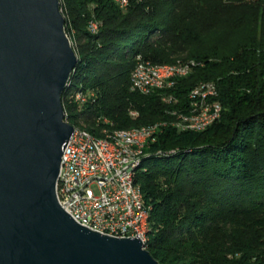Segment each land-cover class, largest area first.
Wrapping results in <instances>:
<instances>
[{"label":"trees","instance_id":"obj_1","mask_svg":"<svg viewBox=\"0 0 264 264\" xmlns=\"http://www.w3.org/2000/svg\"><path fill=\"white\" fill-rule=\"evenodd\" d=\"M59 1L78 56L61 97L72 126L103 137V127L170 121L196 84L216 85V120L200 131L167 124L141 150L133 181L149 207L150 255L159 264H264V0ZM137 55L198 64L141 94L129 81ZM76 91L93 100L78 104Z\"/></svg>","mask_w":264,"mask_h":264},{"label":"water","instance_id":"obj_2","mask_svg":"<svg viewBox=\"0 0 264 264\" xmlns=\"http://www.w3.org/2000/svg\"><path fill=\"white\" fill-rule=\"evenodd\" d=\"M77 62L59 0H0V264H159L140 239L81 225L57 200Z\"/></svg>","mask_w":264,"mask_h":264},{"label":"built area","instance_id":"obj_3","mask_svg":"<svg viewBox=\"0 0 264 264\" xmlns=\"http://www.w3.org/2000/svg\"><path fill=\"white\" fill-rule=\"evenodd\" d=\"M215 115L216 111L208 120ZM130 165L113 151L71 134L61 153L59 204L74 220H81V225L108 235L139 239L143 204L129 189Z\"/></svg>","mask_w":264,"mask_h":264},{"label":"bare ground","instance_id":"obj_4","mask_svg":"<svg viewBox=\"0 0 264 264\" xmlns=\"http://www.w3.org/2000/svg\"><path fill=\"white\" fill-rule=\"evenodd\" d=\"M114 1L120 8H124L127 4V0ZM95 29V24L91 23L90 30L94 32ZM197 64L198 62L193 59L158 64L152 63L149 60L143 59L140 55H137L129 75L130 88L141 94H149L154 91L170 88L174 85L176 79L184 77L190 72V70L187 71L189 67H194ZM144 82H148L147 87L134 86L143 85ZM92 96L93 94L91 92L82 93L81 91H76L73 94L74 100L79 101V103L84 102L87 98H91ZM161 97L165 102L170 100L174 102L171 95L163 94ZM91 100L93 99L91 98ZM192 101L193 103H188ZM202 103L205 104L202 105ZM215 111V118L208 120L210 114H213ZM220 111L221 105L217 99L216 85L211 81H206L196 84L188 92L187 104L184 108L171 110L170 114L173 118L170 121H160L127 129H108L103 127L101 129L103 137L95 136L83 127L73 126L74 131L72 135L79 136L81 140L90 142V144L102 146L104 149L113 151V153L117 154L121 161L125 163H132L128 170V184L130 191H135L136 200L143 204L139 239L144 247L148 240L149 207L144 204L142 192L139 186L133 181L134 172L140 161L142 148L148 142H152L155 139L162 126L170 124L177 130L200 131L216 120L219 117ZM130 114L134 115L135 112L131 111ZM64 117L67 122V114L65 111ZM99 119L100 118L97 119V122ZM100 120L104 124H110V121L106 118H101ZM60 196V180H57L56 197L58 201H60ZM75 221L81 224V220Z\"/></svg>","mask_w":264,"mask_h":264},{"label":"rangeland","instance_id":"obj_5","mask_svg":"<svg viewBox=\"0 0 264 264\" xmlns=\"http://www.w3.org/2000/svg\"><path fill=\"white\" fill-rule=\"evenodd\" d=\"M70 90H73V88L71 87ZM78 102V101H77Z\"/></svg>","mask_w":264,"mask_h":264}]
</instances>
